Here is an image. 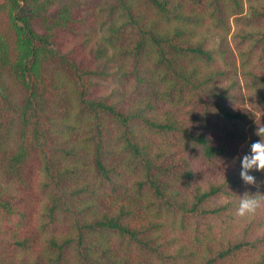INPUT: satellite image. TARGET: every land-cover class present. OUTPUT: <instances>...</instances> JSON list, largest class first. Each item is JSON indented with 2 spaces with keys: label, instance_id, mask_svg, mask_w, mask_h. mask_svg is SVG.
I'll return each mask as SVG.
<instances>
[{
  "label": "trees",
  "instance_id": "obj_1",
  "mask_svg": "<svg viewBox=\"0 0 264 264\" xmlns=\"http://www.w3.org/2000/svg\"><path fill=\"white\" fill-rule=\"evenodd\" d=\"M262 125L264 0H2L0 264H264Z\"/></svg>",
  "mask_w": 264,
  "mask_h": 264
},
{
  "label": "clouds",
  "instance_id": "obj_2",
  "mask_svg": "<svg viewBox=\"0 0 264 264\" xmlns=\"http://www.w3.org/2000/svg\"><path fill=\"white\" fill-rule=\"evenodd\" d=\"M255 134L261 139L253 142L250 146V152L241 158L239 175L246 185L259 188L260 184H258L256 177L251 173L254 171L264 173V125L257 127ZM262 207H264V195L245 194L240 197L239 206L235 214L240 218L249 217Z\"/></svg>",
  "mask_w": 264,
  "mask_h": 264
},
{
  "label": "rangeland",
  "instance_id": "obj_3",
  "mask_svg": "<svg viewBox=\"0 0 264 264\" xmlns=\"http://www.w3.org/2000/svg\"><path fill=\"white\" fill-rule=\"evenodd\" d=\"M1 1L2 0H0V2ZM248 11H249V8H248V5L246 4V12H248ZM232 24H233V30H232V33L230 34V43H231L232 48L235 51H237L238 48L245 49L247 45H245V46L244 45H242V46L238 45L237 38L235 37V35H236V25H234V20L233 19H232ZM216 43H217V37L212 36L210 38V41H209V47L214 48L216 46ZM237 53H238V51H237ZM256 63H257V61H256ZM106 84H107L106 85L107 86L106 92L108 93L112 89L113 85L110 84V83L109 84L106 83ZM247 107H252V106H251L250 103H248ZM33 173H34L33 178H32V181H33V192L35 193V195L40 197L41 196V190H40L41 189V183L44 182L45 177H44V174L41 171V162H39V160H36L35 165H33ZM19 195L21 197H24L25 193L19 194ZM234 199H235L234 197L221 196V197H216L215 201H216V203H224V202L227 203L228 201H232ZM36 202L38 203V201H36ZM40 207L41 206H40V203H39V206H38V208L36 210L39 211ZM38 219H39L38 216L35 215V217H34V226H33L34 229H37V227L40 226V222H39ZM19 254L20 253H17L15 255L21 257ZM30 255H32V254H30Z\"/></svg>",
  "mask_w": 264,
  "mask_h": 264
}]
</instances>
